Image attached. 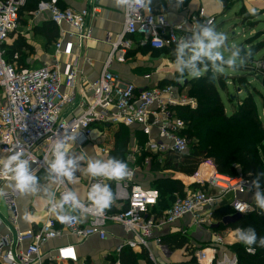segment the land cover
Returning <instances> with one entry per match:
<instances>
[{
	"label": "built area",
	"instance_id": "obj_1",
	"mask_svg": "<svg viewBox=\"0 0 264 264\" xmlns=\"http://www.w3.org/2000/svg\"><path fill=\"white\" fill-rule=\"evenodd\" d=\"M27 2L0 0V156L9 154V148L17 142L21 143L26 150V157L32 161L30 167L40 184L50 186L56 199H59L63 192L73 189L68 183L51 181L45 157L51 158L53 141L65 131H77L74 148L80 149L92 141L91 133L96 126H137L147 137V151L157 155L160 160L168 153L184 155L189 152L191 142L185 135L187 124L179 116L176 107L195 108L196 99L189 94H180L178 87L173 84H155L139 89L111 70L115 60L121 63L126 61L135 45L134 37H141V43L149 44L152 48L163 49L175 46L181 37L189 35L182 26L171 25L164 13L144 10L136 14L124 12L123 31L112 42L102 73L96 80L86 81L75 67L76 56L64 63L57 58L55 64L36 69L19 68L6 60L4 44L9 34L18 27L20 11ZM45 10L61 30V36L55 44L57 55L61 56L64 52L73 55L74 44L80 48L92 37L87 19L90 14L99 12L98 6H94L90 12L89 9L62 8L57 0H51ZM204 16L203 9L193 14L192 25L209 21L214 23L213 17ZM252 67L257 75L264 76V55L255 60ZM145 77L149 79L150 75ZM194 179L201 187L189 190L184 195H176L172 205L162 215L156 214L159 190L135 183L132 177L116 185L117 194H123H118V199L125 201V207L119 211L106 209L102 215L73 212L70 213L73 218L65 223L52 212L48 199L45 221L39 222L37 229L29 231H24L19 224L21 194L7 189V181L0 180V188H6V195L0 198V229L5 232L0 237V264H59V261L65 264H87L79 261L72 245L57 248L56 254L47 259L42 247L62 236L64 230L83 240L92 236L104 240L108 223L120 224L126 233L133 234L135 239H129L126 243L130 247H142L147 251L150 262L158 264L151 244L161 243V236L157 235L160 228L187 215L193 216L197 226L203 228L213 216L219 201L227 195L232 196L234 217L255 208L253 203L242 198L243 194L250 191L252 181L242 174L232 177L202 163ZM98 181L108 182L103 178H93L87 193L90 186ZM82 200L87 203V197ZM219 241L224 243L220 238ZM219 249L221 246L218 244L209 247L212 253L210 261L206 262V250L202 249L196 252L193 260L176 264H212ZM236 261L234 255L228 263H224L236 264ZM110 264L124 263L117 261Z\"/></svg>",
	"mask_w": 264,
	"mask_h": 264
},
{
	"label": "crops",
	"instance_id": "obj_2",
	"mask_svg": "<svg viewBox=\"0 0 264 264\" xmlns=\"http://www.w3.org/2000/svg\"><path fill=\"white\" fill-rule=\"evenodd\" d=\"M50 1L51 0H30L28 10L26 9L22 14H20L18 27L11 32L12 34H10L5 44H7L8 47H11L17 40H23L28 42L31 48L27 49L24 47L22 50H16L14 52V59L16 60L13 64H16L19 68L28 66L29 68L36 69L47 64H55L57 58L61 63H64L73 60L76 56L77 59L75 67L80 71L81 78L85 79L86 81L96 80L102 73L104 64L110 55L112 42L115 40L116 36L123 31L124 11L115 6L114 0H57L58 5L62 8L69 7L76 10L89 9L91 12L94 6H98L99 10V12L93 15L90 14L87 19V24L93 32L92 37L85 41L83 46L80 48L74 44L72 50L73 55H71V53L69 54L68 52H64L60 56L56 54L55 44L61 36V30L53 24L50 14L45 10L47 3ZM237 1L238 0H235L232 7ZM243 7H245L250 13H254L256 17L254 18L255 20H253L254 22H258L256 19L260 14H263L260 13V11L264 9V0H255L251 2L248 0L247 3H244L240 10L236 13V21H238V25L241 23L238 19L240 16L239 13ZM200 9H203L205 18L213 17L215 19L214 23L212 24L213 26L218 15H222V17L226 19V13L231 10L229 9L228 11L224 12L223 3L219 0H184V2L179 5L176 3V0H165V2L162 3V7L155 10V13H164L171 25L182 26L184 31H186V29L192 25L191 16L193 14L199 13ZM255 29L253 28L251 30ZM55 30L57 34L59 33L58 36L55 35L56 37H54V34H52V32ZM223 33L227 34L226 31ZM245 35L246 34H243L242 36L245 38ZM250 37L252 36H248L247 38ZM260 38L261 36L259 37V41ZM134 39L135 45L129 51L126 61L121 63L115 60L111 65V70L125 82L134 83L139 89L155 84L161 85L168 82L176 85L180 94L188 95L189 90L185 84H181L180 81L178 83H173L171 81L173 79L172 73L176 71L174 64L175 60L171 61V57L167 58L163 56L164 50L152 48L149 44L141 43V37L136 36ZM69 40L70 39H66V41ZM73 40L75 41V39ZM66 47L67 45H65L64 48ZM240 48V46H235V49ZM19 60H21V63H19ZM237 60L239 61L237 62V66H241V59L238 58ZM230 70L234 72V74H229V78H231V80H233L232 78L235 76H240L249 72L247 69ZM147 75H150L149 79L145 77ZM231 108L233 109V107ZM115 126L116 125H106L105 127H96V129L93 130L94 132L92 141L83 145L80 149L73 148V151L77 153H87L88 155L95 154L97 157H102V159L103 156L105 157V160L109 159L110 150L107 149L105 143L103 142L107 134V130L112 129ZM126 127L132 130L131 143L136 144L130 148L131 152L128 162L135 163V157L138 156L139 158L145 150L146 153H148V155H146L152 157L150 152L146 149L147 137L143 134L141 129L137 126ZM101 128H104L105 130L100 131L102 130ZM135 131L142 133L146 137V142L144 143L145 148H143V145L139 143L138 135L135 133ZM100 135H102L101 138ZM98 138H100L99 142L94 143L98 140ZM139 146L141 147V150L138 148ZM103 149H105V152H108L105 153ZM142 164L145 163L143 162ZM145 165L149 166L150 171L151 164L146 162ZM164 172H173V174L176 173L178 178L177 181L183 184L185 193L196 188L195 185L201 187L199 183L195 182L194 175L189 176L175 171ZM151 174H160V176L152 178L150 181H148V183L145 182L147 187L151 184L156 186V180L166 176L163 172L152 171ZM76 175L81 182H86L87 185L85 189H82L77 184V187L72 189L77 191L81 199H86L87 188L93 178L81 176L79 172H77ZM133 175L134 172L131 171V175L128 177L133 178ZM179 175L186 177V181L184 178H180ZM128 177L125 180H127ZM125 180L120 181L119 183H124ZM133 182L137 183L134 178ZM107 183L110 186L111 184L113 185L112 181L108 180ZM116 185L117 184H115L113 190L114 203L108 209L111 212H114V210L123 209L125 207V201L118 199V196H122L123 194H117ZM44 186L48 187L51 191L50 186ZM177 194L178 193H176V195ZM247 197L251 202H253L252 191L247 194ZM231 200V195H227L221 199L217 208L213 210V216L207 221L203 228L197 226L193 216L190 215H187L172 224H168L160 228L157 231V235L161 236V243L158 244L153 242L151 244V250L156 257L157 263L167 264V262H173L172 264H176L193 260L198 250H208L210 246H214L215 244H218L221 246V248L222 244H224V247L226 248L228 243L224 239L225 236L220 229V224L223 221L229 220L230 217L227 216L224 219H220L216 211L223 206L231 205ZM35 202L39 204H47V194L40 192L30 195H21L19 198V224L24 231L37 229L39 227V222H43L46 219V204L40 210H37L36 208H33ZM166 210V208H159V206H157L156 214L162 215ZM105 228L107 231V237L104 240L100 239L98 236H92L83 240L64 230L62 236L48 242L42 247V251L46 255L45 258L47 259L54 256L56 254L57 248L59 247L64 245H72L76 250L79 261L86 262L87 264H110L117 261H121L124 264H152V262H150L148 259V253L145 249L140 246L130 247L126 243L127 240L135 239V237L131 233H126L122 225L108 223L106 224ZM4 233V229H0V237ZM232 233L234 234L235 231H231V234ZM176 236L179 237L178 239H185L186 242L182 247H177V245L174 244L170 245L166 242V240H171L172 237ZM219 238L224 243H221ZM58 263L65 264L64 262L60 261Z\"/></svg>",
	"mask_w": 264,
	"mask_h": 264
},
{
	"label": "trees",
	"instance_id": "obj_3",
	"mask_svg": "<svg viewBox=\"0 0 264 264\" xmlns=\"http://www.w3.org/2000/svg\"><path fill=\"white\" fill-rule=\"evenodd\" d=\"M219 1L223 3L224 12L231 9L235 2V0ZM29 2L30 0H28L27 5L20 11V14L26 9L28 10ZM164 2L165 0H152L151 11L155 13V10L162 7V3ZM240 14L245 17L244 21L252 20L256 17L254 13H250L245 7L241 9ZM53 24L56 26L55 23ZM52 34H54V37H56L55 35H59L56 30ZM24 47L27 49L31 48L30 44L23 40H17L11 47L4 44L6 60L14 63L16 60L14 59V52L16 50H22ZM175 47L176 45L160 50L174 52ZM263 48L264 40L259 41L255 45H251L247 49L245 48V50L239 49V59H242L244 64L237 66L235 69H247L251 73L253 71L251 65L255 61V55ZM173 57L175 59V56ZM19 63H21V60H19ZM23 68L31 69L28 66ZM248 77L249 74L246 73L232 78L234 83L237 82L244 86L247 92L246 96L236 104V108L230 114L226 111V106L221 95L222 90L226 89L227 76L223 74L215 75L209 69L205 75L189 81L187 84L189 87V95L196 99L197 106L195 108L178 106L176 110L187 124L185 135H187L191 142L190 150L184 155L168 153L161 160L157 155L150 152L151 156L156 158L150 171H175L192 176L197 172L202 163H207L216 171L232 177L242 174L245 178L253 180L259 175V168H262L264 172V120L260 116L258 104L253 93L248 89ZM256 78L259 82L264 83L263 75L256 74ZM167 84L171 83L167 82L161 85ZM252 87L255 88V86ZM261 98L264 108L263 94ZM121 126L123 128L117 134L118 137H123V139H117L115 148L112 149L109 158H117L125 161V153L131 144L132 130L126 126ZM123 130L127 132L122 134ZM135 133L138 135L139 143L143 145L146 142V137L138 131H135ZM142 154L148 155L146 150ZM155 183L156 186H143L159 190V208L163 207L168 209L174 202L176 193L179 195L185 194L183 184L178 181H172L170 178L161 177ZM261 185L264 187V182ZM195 186L196 188L194 189L200 188L197 185ZM110 187L113 191L114 185L111 184ZM249 192L243 194L242 198L251 202L247 197ZM251 203L255 205L254 201ZM216 213L220 219H224L227 216L230 217L229 220L223 221L220 227H224L228 231H235L237 228L246 229L252 227L256 230L258 238L264 237V212H261L256 205L254 210L239 214L235 217L232 216L235 211L231 205L219 208ZM178 238V236L172 237L171 240H166V242L170 245L174 244L177 247H182L186 241L184 238ZM231 249L237 258L236 264H264V248L258 245L249 247L236 241L231 246ZM213 264H216V262Z\"/></svg>",
	"mask_w": 264,
	"mask_h": 264
},
{
	"label": "clouds",
	"instance_id": "obj_4",
	"mask_svg": "<svg viewBox=\"0 0 264 264\" xmlns=\"http://www.w3.org/2000/svg\"><path fill=\"white\" fill-rule=\"evenodd\" d=\"M183 2L184 0H176L178 5ZM114 4L128 14H136L140 10L151 13L152 10V0H114ZM186 31L189 35L181 37L174 49L175 70L180 77L187 74L192 78H199L203 71L208 70L209 65L214 73H223L225 66L233 70L237 67L240 50H233L226 59L222 49L225 48L228 37L225 33L216 31L211 21L191 25ZM243 63L241 59L240 64ZM77 135V131H65L53 141L51 158L45 157L47 174L53 183H78L77 172L81 176L117 182L131 175L128 164L120 159H98L73 151ZM8 153L0 156V180L7 181L6 188L21 195L44 192L51 203L52 212L62 222H69L73 218L70 213L73 212H79L81 215H102L114 203L110 185L99 181L90 186L87 203L77 191L71 189L56 199L54 192L40 184L35 171L30 167L32 161L26 157V150L21 143L17 142L9 148ZM261 177H264V172L251 181L249 190L252 191L256 207L264 212V187L261 185ZM6 188H0V198L6 195ZM235 235L238 243L264 248V237L258 238L256 230L252 227L237 228Z\"/></svg>",
	"mask_w": 264,
	"mask_h": 264
},
{
	"label": "rangeland",
	"instance_id": "obj_5",
	"mask_svg": "<svg viewBox=\"0 0 264 264\" xmlns=\"http://www.w3.org/2000/svg\"><path fill=\"white\" fill-rule=\"evenodd\" d=\"M247 1L248 0H245V1L238 0L236 2V4L232 7V9L226 13L227 14L225 17L226 19H224V17H222V15H218L216 18V22L214 24L216 31L222 32V33L225 31L227 32L226 35L228 37V40H227L226 45H225V47H227V48L222 49L226 59L230 57L231 52L235 49V46H238V47L240 46L241 48L244 47L247 49L251 45H255L258 43V41H259L258 37L261 36L260 41L264 40V9H262L260 11V13H263V14H260L256 19V20H258V22H254L255 19L244 21L245 17L239 13L240 16H239L238 20L241 23L239 25L237 24L238 21H236V13L240 10V8L244 5V3H247ZM251 1H255V0H249V2H251ZM259 9H261V8H259ZM255 27H256V29H255ZM253 28L255 30H251ZM243 34H246L245 38L242 36ZM248 36H252V37L247 38ZM163 53H164L163 56H165L167 58L172 57L171 61L175 60L173 57L174 52H171L170 50H164ZM263 55H264V48L261 49L255 55V60H259L260 58L263 57ZM237 62H239V61L237 60ZM209 69L212 70L211 65H209L207 71H209ZM207 71H203L202 75H205L207 73ZM212 73H214L213 70H212ZM214 74L215 75L223 74V75L228 77L227 82H226V89L222 90L221 95H222L223 101L225 103V106L227 108L228 114H230V113H232V110H234V108H236V104H238V102L241 101L246 96L247 89L237 82L233 83V80H231V78H229V74H234V72L232 70H230L229 68L225 67V71L223 73H214ZM247 74H249V77H252V78L248 77V82H249L248 83V87H249L248 89L253 93V95L256 99V102L258 104L260 116L264 120L263 100L261 98V95L262 94L264 95V83H261V81L259 82V80H257L256 73L254 72V70L251 73L248 72ZM172 75H173V79L171 81L173 83H178L180 81L181 84H185L186 86H187L188 82L193 79L192 77L188 76L187 74H185L183 77H180V75L176 71L173 72ZM252 86H255V88ZM187 88L189 89L188 86H187ZM257 90H259V91H257ZM231 107H233V109ZM105 126L106 125H101V126H96V127H105ZM122 128L123 127L121 125H116L112 129L107 130V134L105 136L103 143H105L107 149L110 150V154L112 152V149L115 148L117 139L118 138H119V140L123 139V137H118V134H117L118 131L121 130ZM101 129L102 130H100V131L105 130L104 128H101ZM126 132H124V130H123L122 134H125ZM101 137H102V135H100V138ZM100 138H98V140L94 143H98ZM100 142H102V141H100ZM135 145L136 144L131 143L130 146L128 147V149L125 153V161L124 162H126L128 164L130 172L131 171L134 172V175H133L134 180L137 183H141L144 185L145 182L148 183V181H150L152 178H156V176L157 177L160 176V174L159 175L158 174H151V172L149 171V166L145 165L146 162H148L152 166L154 164L153 162H155V160H156L155 157H150L147 155L145 156L144 154H142L139 158H138V156L135 157L136 158L135 163L128 162V160L130 159V152H131L130 148H131V146H135ZM138 148L141 150L140 146ZM143 148H145L144 144H143ZM88 156H92L94 158L102 159V157H97L95 154L88 155ZM103 159L105 160L104 156H103ZM143 162L145 164H142ZM143 165H145V166H143ZM163 173H165L164 175H166L165 176L166 178H170V180L177 182L178 178H177L176 173H174V174H173V172H168V173L163 172ZM179 177L184 178V180L186 181V177H184L182 175H179ZM125 179H123V180H125ZM123 180H121V181H123ZM119 182L112 181L114 186H115V184H118ZM77 184L82 189H85V187L87 185L86 182H81L79 179H78V183L70 184V185L73 189H75L77 187ZM150 186H153V185H150ZM45 204L46 203L39 204V203L35 202V205H33V208L40 210L43 206H45ZM47 204H48V202H47ZM220 228H221V230L225 236L224 239L228 243V246L226 245L227 249L224 246L221 248V250L219 249V251L216 255V259H215V261L212 262V264L214 262H216V264H218V262L221 264H225L224 262L228 263L232 259V257H234V255H235L231 249V246L236 242L235 241V238H236L235 233L231 234V231L228 232V230L224 229V227H220ZM227 236H228V238H227ZM230 242H231V244H230ZM172 263L173 262H167V264H172Z\"/></svg>",
	"mask_w": 264,
	"mask_h": 264
},
{
	"label": "bare ground",
	"instance_id": "obj_6",
	"mask_svg": "<svg viewBox=\"0 0 264 264\" xmlns=\"http://www.w3.org/2000/svg\"><path fill=\"white\" fill-rule=\"evenodd\" d=\"M78 70V69H77ZM79 71V70H78ZM93 132L94 131H92V133H91V137H93ZM205 255H206V258L208 257V259L206 260V262L207 261H210V258H211V255H212V253H211V250H206V252H205Z\"/></svg>",
	"mask_w": 264,
	"mask_h": 264
},
{
	"label": "water",
	"instance_id": "obj_7",
	"mask_svg": "<svg viewBox=\"0 0 264 264\" xmlns=\"http://www.w3.org/2000/svg\"><path fill=\"white\" fill-rule=\"evenodd\" d=\"M241 50H245V48L243 47ZM263 172L262 168H259V174ZM264 182V177H261V183Z\"/></svg>",
	"mask_w": 264,
	"mask_h": 264
}]
</instances>
